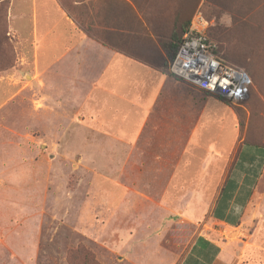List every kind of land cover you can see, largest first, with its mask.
Instances as JSON below:
<instances>
[{"label":"rangeland","instance_id":"obj_1","mask_svg":"<svg viewBox=\"0 0 264 264\" xmlns=\"http://www.w3.org/2000/svg\"><path fill=\"white\" fill-rule=\"evenodd\" d=\"M9 4L10 0H0V33L5 32L8 42L4 54L0 49V66L8 59L13 66L16 62V38L8 25ZM218 13L228 20L211 26V38L218 45L221 41L228 44L231 60L244 68L252 81L247 98L241 102H220L233 110L238 126L242 120L240 139L263 143V1L244 4L243 10ZM7 69H0V228L5 229L11 252L0 245V264H7L8 256L25 264L33 244L37 251L27 264H64V253L56 250L78 240L93 248L101 264H177L201 229H220L210 220V205L231 155L215 161L219 169H204L197 181L193 180L198 168L194 162L186 171L189 189L182 197L177 199L172 191L171 201H159L164 188L148 186L158 173L150 170L155 168L149 160L152 156L109 153L108 147L131 146V141L126 144L123 140L86 138L83 123L70 121L69 116L49 112L37 116L39 106L27 84L29 76L21 77L13 90L12 103L5 110L4 91L9 87L5 77L11 68ZM17 89L22 91L15 92ZM203 98L215 100L206 94ZM149 141L153 144L155 140ZM200 155L204 158L203 153ZM178 157L173 155L172 160ZM210 163L209 169L213 167ZM117 176L128 187L117 188L110 181ZM134 181L139 185L131 186ZM126 192L125 201L111 202ZM255 193L256 207L241 234L233 239L232 253L237 260L264 264L263 176ZM187 211L188 219L182 216ZM255 230L253 245L243 248L244 241L252 242ZM25 236L27 246L20 250L19 243Z\"/></svg>","mask_w":264,"mask_h":264},{"label":"crops","instance_id":"obj_2","mask_svg":"<svg viewBox=\"0 0 264 264\" xmlns=\"http://www.w3.org/2000/svg\"><path fill=\"white\" fill-rule=\"evenodd\" d=\"M126 1L139 16V9L146 12L147 26L154 30L164 28L163 31L186 24L198 11L212 25L226 21L228 18L218 12L243 10L242 5L248 2ZM103 3H110L119 12L123 6L122 0H104ZM118 19L116 16L110 21L117 23ZM8 25L16 38V62L6 73L9 87L4 91V109L11 105L13 90L21 77L29 76L27 84L39 106L37 116L48 112L53 116H69L70 121L83 123L86 138L123 140L126 144L131 141V146L108 147L109 153L152 156L149 160L155 168L150 170L158 173H154L155 179L148 186L164 188L159 201H171L172 191L177 199L182 197L189 189L186 171L194 162L198 168L193 180L197 181L204 169H219L216 162L231 155V163L210 205V220L220 229L212 232L201 229L177 264H251L237 260L232 247L233 239L241 234L256 207L255 190L262 176L264 185V138L263 143L239 139L233 110L223 106L217 98L205 101L204 92L164 73L157 63L151 65L133 59L84 35L57 0H10ZM155 36L154 32L150 33V38L156 42ZM208 97L214 98L211 94ZM151 139L155 140L153 144ZM173 155L179 157L173 161ZM207 162L213 167L209 169ZM121 179L117 176L110 181H114L117 188L128 187ZM130 185L139 183L134 181ZM124 194L111 202L125 201L128 193ZM182 216L188 219V211ZM3 230L0 228V245L11 252ZM22 233L28 235L27 231ZM256 233L255 230L251 235L252 242H243V248L253 245ZM27 241L25 236L18 248L27 246ZM33 248L31 254L26 255L27 261L31 262L35 256L34 244ZM11 257L6 259L7 264H21Z\"/></svg>","mask_w":264,"mask_h":264},{"label":"trees","instance_id":"obj_3","mask_svg":"<svg viewBox=\"0 0 264 264\" xmlns=\"http://www.w3.org/2000/svg\"><path fill=\"white\" fill-rule=\"evenodd\" d=\"M57 1L66 14L73 20L76 27L84 35L133 59L146 61L151 63V65L157 63L161 71L172 75L170 72H168V68L177 49L179 48L182 36L186 31L190 20L181 26L172 27L169 29L166 28L167 30L165 31H163L164 28H161V30H154L152 27L146 25V21L148 19L146 17V12H144L142 9H139V16L137 11L132 9L131 5L126 0H122L123 6L121 7L120 12L116 11L110 3H103L104 0ZM262 1L264 0H248V2H245L244 4L253 3V5H256ZM244 4L242 7H244ZM118 14L120 15L119 17ZM116 16L119 18L117 23H111L110 20ZM105 18L106 21L103 20ZM217 24L222 26L220 23ZM234 26L236 25H233V27ZM211 30L212 27L208 29V36L210 38ZM151 32H154L157 36L156 42L150 38ZM0 34V49L2 54H4L6 50H8V42L7 38L5 37V32H1ZM216 46L215 53L221 62L241 68L236 62L231 60L229 47L226 42L221 41V43L219 45L217 43ZM156 50H158L157 52L160 53H157ZM12 66L13 65L10 64V60L8 59L5 65L0 66V69H9L12 68ZM245 72L249 75L247 71ZM205 94L209 95V93ZM212 96L226 105L234 104L232 101L226 98L217 97L214 95ZM234 110L236 114H238V110L235 106ZM240 122L241 124H239V126L241 127L243 122L242 120H240ZM243 139L245 142H250L246 141L245 138ZM56 251H58V253L61 255L64 253V264H101L95 257L93 248L84 241L78 240L76 244L69 245L62 248L60 251Z\"/></svg>","mask_w":264,"mask_h":264},{"label":"built area","instance_id":"obj_4","mask_svg":"<svg viewBox=\"0 0 264 264\" xmlns=\"http://www.w3.org/2000/svg\"><path fill=\"white\" fill-rule=\"evenodd\" d=\"M211 26L200 11L191 17L169 71L197 90L241 102L248 96L251 78L243 69L217 58L216 43L208 36Z\"/></svg>","mask_w":264,"mask_h":264}]
</instances>
